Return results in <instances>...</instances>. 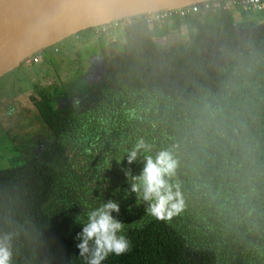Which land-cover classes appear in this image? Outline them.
Instances as JSON below:
<instances>
[{"label": "trees", "instance_id": "obj_1", "mask_svg": "<svg viewBox=\"0 0 264 264\" xmlns=\"http://www.w3.org/2000/svg\"><path fill=\"white\" fill-rule=\"evenodd\" d=\"M219 2L198 4L195 31L164 50L144 15L105 25L97 35L108 40L104 77L86 101L56 109L48 96L32 97L47 156L0 169V242L10 245V264H74L83 228L47 208L65 190L74 199L82 181L98 182L95 200H106L99 191L120 194L128 218L119 235L128 251L101 264H257L249 246L264 244V26L239 30ZM141 139L148 147L129 165ZM162 150L178 162L169 183L184 200L163 221L131 191L145 158Z\"/></svg>", "mask_w": 264, "mask_h": 264}, {"label": "rangeland", "instance_id": "obj_2", "mask_svg": "<svg viewBox=\"0 0 264 264\" xmlns=\"http://www.w3.org/2000/svg\"><path fill=\"white\" fill-rule=\"evenodd\" d=\"M232 13L239 30L250 25L244 21L246 17L254 21L257 29L264 26L262 16L255 18L234 10ZM169 23L160 24L152 30L154 40L161 50L186 42L187 29L195 31L192 22L180 24L172 20L170 25ZM158 32H161L160 36ZM115 39L120 46L123 45L121 32H117ZM107 41H101L93 34L92 29L86 30L38 52V63L33 64L30 58L26 59L14 70L0 77V169L18 166L26 156H47L43 146L47 142V133L34 108L32 97L39 99L38 93L44 94L56 109L66 104L76 105L86 101L89 84L102 79L105 63L102 49L107 46ZM82 182L79 185L82 188L78 187L80 192L76 193L74 199L67 197L65 190L64 196H58L48 205L49 213L65 220L69 227L74 224L83 228L88 223L90 212L112 201L119 205V212L114 211L111 215L122 223L123 231L128 225V218L122 209L121 195L99 191L97 196L106 195V200L98 197L99 200H95L93 188L97 189L98 182ZM70 218L72 222L69 221ZM252 242L254 246H249V249L256 263L264 264V251L261 250L264 244L259 243V240ZM89 258L90 253L82 257L76 246L72 259L74 264L88 263Z\"/></svg>", "mask_w": 264, "mask_h": 264}, {"label": "water", "instance_id": "obj_3", "mask_svg": "<svg viewBox=\"0 0 264 264\" xmlns=\"http://www.w3.org/2000/svg\"><path fill=\"white\" fill-rule=\"evenodd\" d=\"M207 1L213 0H0V77L80 32Z\"/></svg>", "mask_w": 264, "mask_h": 264}, {"label": "clouds", "instance_id": "obj_4", "mask_svg": "<svg viewBox=\"0 0 264 264\" xmlns=\"http://www.w3.org/2000/svg\"><path fill=\"white\" fill-rule=\"evenodd\" d=\"M147 147L141 139L128 154V164L131 165L136 161L140 149ZM177 166L178 162L171 152L162 150L155 159L147 156L140 176L133 178L139 183H133L131 191L138 195L142 194L144 201L151 202L148 212L157 220H170L184 208V200L178 186L173 191L174 186L169 183L170 178L175 175ZM128 174L130 172L126 173ZM114 211L119 212V205L109 201L90 212L88 223L83 227L82 232L78 233L81 239V243L77 245L80 255L83 257L90 253L88 264H101L110 253L119 256L128 251L129 242L123 236H118L123 225L111 215ZM8 239L6 237L5 241ZM11 258L10 245L0 242V264H10Z\"/></svg>", "mask_w": 264, "mask_h": 264}, {"label": "built area", "instance_id": "obj_5", "mask_svg": "<svg viewBox=\"0 0 264 264\" xmlns=\"http://www.w3.org/2000/svg\"><path fill=\"white\" fill-rule=\"evenodd\" d=\"M221 0H215L211 2L202 3L205 9H209L210 7L218 8L220 6ZM223 6L226 9H230L231 11H237L241 14L245 15H264V0H223ZM198 11V4H194L191 6H186L173 10H165L159 11L155 13L145 14V20L150 29L154 27H158L160 24H167L174 20V22H185L188 23L190 18ZM129 23L130 19H122L119 21H114L111 24L112 28H122L125 23ZM94 30V35H98L100 32L105 31V25L98 26L92 28ZM31 62L36 64L39 62V55L34 54L31 58Z\"/></svg>", "mask_w": 264, "mask_h": 264}, {"label": "crops", "instance_id": "obj_6", "mask_svg": "<svg viewBox=\"0 0 264 264\" xmlns=\"http://www.w3.org/2000/svg\"><path fill=\"white\" fill-rule=\"evenodd\" d=\"M241 14V13H240ZM252 17H255V18H262V17H264V15L261 17L260 15H257V16H255V15H253ZM171 24V22L168 24V25H170ZM81 33V32H80ZM160 33L161 32H158V35L160 36Z\"/></svg>", "mask_w": 264, "mask_h": 264}, {"label": "flooded vegetation", "instance_id": "obj_7", "mask_svg": "<svg viewBox=\"0 0 264 264\" xmlns=\"http://www.w3.org/2000/svg\"><path fill=\"white\" fill-rule=\"evenodd\" d=\"M55 51H56V49H55ZM103 74H104V71H103ZM103 77H104V76L102 75V79H103ZM102 79H101V80H102ZM101 80H99V81H101ZM92 83H96V81H92L90 84H92ZM90 84H89V85H90ZM42 125H43V124H42ZM43 126H44V125H43ZM45 130H46V129H45Z\"/></svg>", "mask_w": 264, "mask_h": 264}, {"label": "bare ground", "instance_id": "obj_8", "mask_svg": "<svg viewBox=\"0 0 264 264\" xmlns=\"http://www.w3.org/2000/svg\"><path fill=\"white\" fill-rule=\"evenodd\" d=\"M213 1H215V0H213ZM207 2H209V1H207ZM204 3V2H203Z\"/></svg>", "mask_w": 264, "mask_h": 264}]
</instances>
